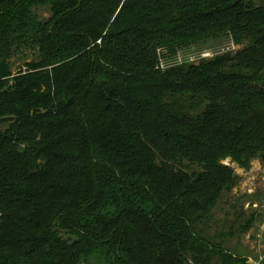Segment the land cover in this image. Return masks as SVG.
I'll list each match as a JSON object with an SVG mask.
<instances>
[{
	"label": "trees",
	"instance_id": "16d2710c",
	"mask_svg": "<svg viewBox=\"0 0 264 264\" xmlns=\"http://www.w3.org/2000/svg\"><path fill=\"white\" fill-rule=\"evenodd\" d=\"M256 156L264 0H0V264H234L203 231Z\"/></svg>",
	"mask_w": 264,
	"mask_h": 264
},
{
	"label": "rangeland",
	"instance_id": "374dc122",
	"mask_svg": "<svg viewBox=\"0 0 264 264\" xmlns=\"http://www.w3.org/2000/svg\"><path fill=\"white\" fill-rule=\"evenodd\" d=\"M41 18H48V8L35 10ZM236 47L232 51H237ZM204 47L193 46L182 50L176 57L160 63L161 70H168L184 62L199 63L202 59H211L217 51L205 50ZM37 52L24 50L18 52L12 60V71L25 70L26 63L37 59ZM207 54V57H202ZM239 176L238 185L225 193L212 212L208 226L204 229L207 242L221 247L234 264H264V162L256 156L248 167H240L227 160ZM196 165L191 170H199ZM223 260L215 258L212 264H222ZM226 264H233L226 259ZM238 261V262H237Z\"/></svg>",
	"mask_w": 264,
	"mask_h": 264
},
{
	"label": "built area",
	"instance_id": "2783aa9c",
	"mask_svg": "<svg viewBox=\"0 0 264 264\" xmlns=\"http://www.w3.org/2000/svg\"><path fill=\"white\" fill-rule=\"evenodd\" d=\"M202 57H207V54H205V55H204V56H202ZM190 62H193V59H191V60H190Z\"/></svg>",
	"mask_w": 264,
	"mask_h": 264
}]
</instances>
